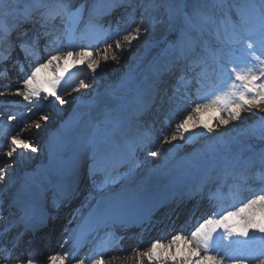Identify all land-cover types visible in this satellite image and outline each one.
Masks as SVG:
<instances>
[{
	"label": "snow or ice",
	"instance_id": "snow-or-ice-1",
	"mask_svg": "<svg viewBox=\"0 0 264 264\" xmlns=\"http://www.w3.org/2000/svg\"><path fill=\"white\" fill-rule=\"evenodd\" d=\"M96 7L95 3L88 6L87 0L79 5L75 0H0V77H8L9 66L19 67L23 75L14 94L28 103L29 113L45 102L67 103L64 99L67 89L62 82L70 69L86 66L94 79L97 70L104 66L102 62H118L123 49L130 48L155 25H161L166 37H172L165 38L164 47L153 45L157 48L155 55L146 62L149 83L146 89H141V99L134 112L136 135H129L130 126L118 114V109L110 106L109 100L90 98L87 110L75 121L65 122L61 134L50 141L49 157L55 161L68 150L75 128L94 129L87 146L80 147L75 167L79 175L80 160L83 161L84 177L94 191L130 179L140 168L138 152L157 157L162 144L176 140L191 142L197 128L213 133L230 121H242L243 113L256 115L253 110H261L264 105V0H139L138 3L109 0L105 15L125 9L130 23L124 35L119 24L113 28L111 24L104 27L96 22ZM137 8L142 9L141 21L133 28ZM61 37L67 40L66 44L61 43ZM77 39L86 41L87 45L75 43ZM41 40L45 51L51 49L42 62L38 57ZM100 40H104L105 47L94 56L93 46ZM241 43L246 46L242 49L245 59L236 56L222 63L225 46ZM24 61L30 65L27 72H24ZM79 83L85 85L84 80ZM3 94L0 91V96ZM162 94L168 96L173 111L182 101L190 103L174 127L169 122L167 134H157L150 127L146 129L143 120ZM6 119L11 121L16 117L8 115ZM40 119L48 121L49 116L43 115ZM41 127V123H35L36 129ZM240 132L242 136L258 135L264 141V117H259L255 126L244 127ZM6 139L7 151L0 147V180L10 175L2 170L7 167L3 157L14 164V156L21 151H40L30 137L15 134ZM219 141V147L211 150L212 162L204 169L200 183L185 195L191 198L197 193L203 194L209 183L218 182L215 191L209 190L208 199L215 201L213 206L220 210L198 222L190 232L180 229L170 236L152 240L144 250L134 249L133 264H145V261L147 264H264V146H247L234 153L231 145L239 143V138L220 136ZM245 151L250 154L245 156ZM252 169L260 185L258 189L249 186L252 177L248 174ZM229 179L233 183L229 184ZM225 187L227 194L221 191ZM245 191L252 193L250 198L242 195ZM76 194L77 184L73 181L71 186L63 188L61 200L68 201ZM136 198L141 199V194ZM169 199L175 197L154 202L153 210L164 207ZM227 199L233 203L224 206ZM54 205L59 207V201H54ZM96 211L97 219L88 227L87 234L97 231L102 224H123L127 220L126 215L106 208L103 201L97 202ZM3 218L4 202L0 200V219ZM47 220L44 212L37 218L35 203L27 194L17 193L8 201V217L0 228V235L13 230L15 235L10 246L0 244L4 264H39L34 251L20 255L15 250L26 234L37 233L47 225ZM107 251V241H102L91 257L78 259L77 264H106L107 260L124 259L122 254L106 256ZM48 264H71L70 252L61 245L59 251L48 256Z\"/></svg>",
	"mask_w": 264,
	"mask_h": 264
},
{
	"label": "bare ground",
	"instance_id": "bare-ground-1",
	"mask_svg": "<svg viewBox=\"0 0 264 264\" xmlns=\"http://www.w3.org/2000/svg\"><path fill=\"white\" fill-rule=\"evenodd\" d=\"M83 2V0H75V3L79 5V3ZM134 3H138L139 0H133ZM131 11V9H128ZM142 13V9H139L138 12L135 11V22L132 23V27H136L137 20ZM126 16L125 9L120 8L112 11L109 14V17L117 18V21ZM128 28V27H127ZM125 32V31H124ZM32 35V33H29ZM127 33H122V35ZM144 35V34H143ZM142 35V36H143ZM64 40L61 37V40ZM227 46V45H226ZM225 46V47H226ZM104 45L95 44L93 46L94 56L97 53H102L104 49ZM133 46H131V49ZM51 52V49L48 51L44 50V41L41 40L40 48L38 50L39 60L42 62ZM130 53V50L123 49V56L118 62L108 61L106 64L102 62V69H98V74L93 79V74L87 70L86 67L78 70L73 75L66 74L65 80L62 82L63 87L67 89L64 93V99L67 101L64 105L50 104V103H42L40 106H43L42 111H40L33 121L23 122L19 125L10 135L20 134L24 138L30 137L31 142H33L34 146L38 147L40 151L38 153H31L30 151L24 150L21 151L19 155L14 156L15 163L11 165H7V167L2 170L5 172H10V175L5 176L3 180H0V200L4 201V204L12 198L13 193L10 191H6L7 186H14L16 182L24 183V192L27 194L31 200L34 201L35 205L40 201V196H42L43 190L47 186V180L44 179L43 173L45 172V166L51 160L49 157V153L45 152L42 147L47 144V140L49 138L55 139L58 135L61 134L63 130L62 123L68 121L70 119V114H76L79 116L81 112L87 110V102L90 98L96 99H107L110 102L112 101L109 97V84L115 79L124 69V57ZM111 54V53H110ZM124 59V60H123ZM124 63V64H123ZM34 66V62L33 65ZM30 70V65L28 61H24V72ZM23 73L20 72L18 66H9L8 68V77L3 78L0 77V91L4 94L0 96V113L4 114V116L0 115V128L1 135L0 137H9L5 128L8 125L17 124V121L21 116H23L26 112H28V103L22 101V98L17 97L14 94V89L20 87L19 79L22 77ZM145 79L149 80L148 77ZM80 80L85 81V85H81L79 83ZM73 89H76L75 91ZM193 97L195 90L193 89ZM168 96L163 95L157 99L152 111L143 117V120L146 124H150L151 121L148 119L150 116H154L156 118V127L158 129L157 134L163 132V122L162 119L159 118L161 114L167 115L170 119L179 118L181 115H173L170 110L167 108H163L161 106L163 103H168ZM161 100H163L161 102ZM22 101L25 105V110L18 107L13 102ZM14 106H13V105ZM7 110L5 112L4 108ZM180 105H188L190 106L189 101H182ZM13 106V107H11ZM7 107V108H6ZM49 107V108H48ZM36 108H33V111ZM32 113V112H31ZM161 113V114H160ZM8 115H12L16 117L14 120H7L6 117ZM48 115L49 120L43 121L40 119L41 116ZM134 117V116H133ZM41 123L42 127L40 129L35 128V123ZM168 124L167 121H164ZM21 128L25 130L23 132L20 131ZM196 135L192 136L191 142H185L181 140L172 141L171 143L162 144L160 147L159 153L157 157L147 156L144 152L137 153V160L140 163V168H138L132 176H137L139 174H144L146 176V181L143 186L140 187L141 199L137 200L141 202L148 201L154 197H159L162 195L164 191H167L170 187L173 180V175L170 174L172 171L171 163L180 159L187 157L186 155L189 153L188 151L192 146H198L200 143V136L204 132L202 128H197L194 130ZM168 133V132H167ZM165 133V134H167ZM135 133L134 135H136ZM72 143L69 146L68 150L65 151V155H68L75 159L76 164L72 167L73 178L72 183H57L51 182L49 184L50 188H53L57 191V197L54 198L52 196H47L44 200H47L43 209H47V225L43 227V231H41L38 235L33 236L29 235L28 238L20 244V247L15 250V254L23 255L28 251H42V245L46 242L48 244V249L43 253V259L40 258L43 264H48V256L51 254H55L60 250V246L64 245V250L70 251L71 248H76L77 242L72 241L68 232L65 233V221L73 214L74 220L79 217L81 213L85 210L92 209L96 204L97 200L101 197L108 196L107 199H121L123 194H117L118 190L125 189L126 184L125 180L121 182V184H112L109 185L106 189L102 191H94L92 184L88 181L83 174V161L80 160V174L76 175L75 167L77 165V161L79 157L76 156V150L81 146L82 143H86L88 139L91 137L88 131H80L77 135L76 131H73L71 134ZM3 151L8 149V140L2 142ZM170 148L171 153L167 156H164L165 149ZM18 156L21 157V161H19ZM164 157V158H161ZM8 162V159H7ZM130 167V165L128 166ZM121 171H125V169H121ZM254 171L250 172L249 184L251 187L258 189L260 187L259 182L255 180L253 176ZM53 181L54 178H51L50 181ZM73 181L77 184V194L73 196L68 201L61 200V192L65 186H71ZM200 179L195 181V187L200 183ZM228 183H233L231 179H229ZM217 183H209V185L205 188L203 194H195L191 198L185 195L189 190H192L190 184L187 183L184 187L173 189L168 193V198L175 197L172 203H168L166 208L159 214L155 216L154 219V227L149 228L144 231L143 229H136L129 233V231L124 236L115 235V231L118 229L113 227L111 223H107L105 229L103 230V234L101 236L102 241H107L108 251L106 256H115L117 254H122L124 259H111L107 260L106 264H133L134 257V249L144 250L150 246L152 240L157 238H162L166 236H170L174 234L176 231L183 229L185 232H190L194 230L197 226L198 222H201L204 218H207L208 215L213 212H218L217 207H214V201L210 202L207 196V193L211 187H216ZM31 188V190H30ZM52 190V189H51ZM92 193L91 196L88 193ZM252 193L245 191L244 197L250 198ZM54 201H59V207L54 205ZM117 201V200H116ZM231 205L228 203L227 206ZM197 206V207H195ZM107 208V206L105 205ZM38 213L44 212L40 205L38 206ZM46 213V212H44ZM8 214H4V218L0 219V225L4 226ZM137 221V220H136ZM75 222V221H74ZM188 227V228H187ZM187 228V229H186ZM102 229L100 225L97 230ZM62 234V235H61ZM94 234H90L86 238L85 246L82 249V253H84L87 247L90 249L93 247L91 243V239ZM122 237V239H121ZM12 234L6 236L1 244H9L12 240ZM225 243V242H224ZM224 243L221 244V248L223 249ZM101 244V243H100ZM99 244V245H100ZM1 256V255H0ZM0 264H4V262L0 259ZM71 264H73L71 262ZM145 264L147 262L145 261Z\"/></svg>",
	"mask_w": 264,
	"mask_h": 264
},
{
	"label": "rangeland",
	"instance_id": "rangeland-1",
	"mask_svg": "<svg viewBox=\"0 0 264 264\" xmlns=\"http://www.w3.org/2000/svg\"><path fill=\"white\" fill-rule=\"evenodd\" d=\"M123 21L126 23V25L128 24L126 22L125 19H123ZM119 27H121V24L119 23ZM156 27L157 25H155L154 29L150 32V33H145L143 36L140 37V39L138 41H134L133 42V49L126 47L125 50H130V53H128L125 57H124V69L122 70V72L115 78L112 80V82L109 84V97L110 100L112 101L111 103V107L117 108L118 109V114L125 118V123L127 125H131V123L128 121L129 120V114L133 111H135L136 107L138 106V102L134 101V95L132 94V91L136 88V84H137V72L138 70H140L139 68H143V67H147V66H140L139 63L137 65H132L136 59V57L138 56V54L142 51H146V52H151L149 51L151 48H153V44L151 42L152 40V36L155 35L156 32ZM126 33V32H124ZM78 35V34H77ZM165 38L167 39H171V36H167L165 32L163 33V40L161 38V42H159L158 45L159 47H164V43L163 41L165 40ZM79 41V39H77L75 41V43H77ZM111 42V40H109ZM67 40L65 39L63 44H66ZM239 46V45H236ZM246 47V46H245ZM240 58L241 59H245L244 53L241 51L240 53ZM124 64V63H123ZM127 69V70H126ZM143 73H148L147 69H143L140 70ZM69 73H73L72 69H70ZM136 75V76H135ZM148 81L144 82L141 84V89H146L147 85H148ZM126 94L125 98H120L121 95ZM18 104H21V102H17ZM49 108V107H48ZM189 106L188 105H182L178 108H176L175 111L179 112L181 111V114L184 113L185 114V110L188 109ZM43 108L38 107L36 108L33 113L31 114H27L25 115V117L19 119V121H17L16 125H11L8 128L9 129H16L19 125L22 124V122L24 121V119H30L31 121L35 120L37 115L34 116V118L32 119L31 116H33V114H38ZM173 109V108H171ZM123 111H126V113H122ZM253 112L256 113V115H253L252 113H243V120L242 121H230L229 125H227L226 127H219L216 128L215 131L213 133H207V132H203L202 135L200 136V143L198 146H192L190 148V150L188 151L189 153L186 155L187 157H184L182 159H180L179 162H177L178 160L174 161L171 163L172 168H170L172 171H170V174H172L174 177L181 174V166L183 165H188L192 168L191 170L194 171L196 169L199 168V162L197 156H203L205 154V152H211V150L208 149H213L214 147H219V137L223 136L225 139H229V138H239V143H233L231 145V148H233L235 145L239 146L238 150H241L242 146H250V143L256 145L253 142H263L258 135L256 136H242L240 130L243 129L244 127H253L258 123V119L259 117H264V105L261 106V110L257 112V110H253ZM180 114V115H181ZM72 114H70L71 116ZM182 118V116L180 117ZM207 118V117H206ZM213 123H215V121H213ZM65 123H63L62 125H64ZM135 124H133L134 126ZM135 127V126H134ZM86 130H88L91 133V136L93 135V128L92 127H85ZM5 142L6 139L5 137L0 138V143L1 142ZM45 146V145H44ZM81 146H87L86 143H82ZM80 146V147H81ZM264 146V144L259 145V147ZM80 147L76 150V153H79V149ZM44 149V147H42ZM170 148L165 149L164 151V156H167L171 153ZM7 151V150H5ZM46 152V150H44ZM201 152H203V154H201ZM212 153V152H211ZM207 154V153H206ZM59 157H63V156H59ZM212 157V156H211ZM19 161H21V157L18 156ZM164 158V157H161ZM4 162L6 165H11L7 162V157H3ZM69 161H73V158H68ZM56 161L51 160V162L49 164H47V166H50L52 171L55 172V166H56ZM50 170V169H47ZM48 176V174L46 175ZM146 181V176L144 174H139L137 176H131L130 179L125 180V184L126 187L125 189L122 190H118L117 194H123L124 195H130L134 192V188L137 185H141L143 186L144 183ZM21 183H17V185H20ZM12 186H7V190L10 191ZM127 191V192H125ZM8 206V205H7ZM4 205V209L5 207H7Z\"/></svg>",
	"mask_w": 264,
	"mask_h": 264
}]
</instances>
